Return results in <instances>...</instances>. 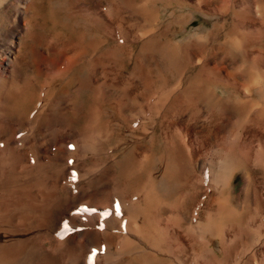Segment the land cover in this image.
<instances>
[{
	"label": "rangeland",
	"instance_id": "obj_1",
	"mask_svg": "<svg viewBox=\"0 0 264 264\" xmlns=\"http://www.w3.org/2000/svg\"><path fill=\"white\" fill-rule=\"evenodd\" d=\"M24 1L0 0V39L18 25L17 11ZM28 1L32 16L28 29L35 33L23 49L49 46V55H56L63 70L57 79L47 81L36 67L29 65L20 69L13 82V91L18 89L19 95L14 97L16 107L25 108V115L32 119L21 128L28 141L21 147L25 158H18V163L22 161L19 165L40 162L37 141L49 135L41 122L53 108L54 115L62 118L65 125L79 127L80 139L96 134V143L99 137L95 148L79 151L65 164L68 170L60 186L70 190L73 199L82 194L76 209L88 202L100 177L107 183L117 177L121 183L127 179L133 186L151 176L157 182L154 190L160 200L159 214L166 218L175 208L176 228L192 230L194 216L204 223L214 212L215 201L220 198L211 190L214 182L207 177L209 170L213 172L228 153L225 156L231 158V165H237L232 167L238 171L221 200L229 197L233 210L228 215L212 213L214 225L222 231L226 217L232 216L239 221L243 218L241 223H246V217L259 207L260 198L264 199L260 171L254 169L249 174V164L243 160L244 154L245 158L264 154V0H93V6L87 4L88 0ZM36 14L39 27L33 30L31 24H38L34 21ZM141 56L149 58L140 61ZM140 69L146 78L150 77V85L138 80L136 72ZM90 76L93 82H88ZM23 88L26 94H22ZM74 102L76 119L70 108ZM173 102L174 112L169 116L167 109ZM18 109L11 110L16 112L14 118ZM35 113L42 114L41 120L34 117ZM16 132L17 129L15 137L23 135ZM184 141L193 152H188L190 157L182 149ZM44 148L46 152L47 147ZM235 153L239 158L232 157ZM185 155L188 159L194 156L188 161ZM48 163L45 167L50 171L58 166ZM91 168L95 170L93 175L80 181L79 173ZM168 168L177 174L174 184L170 179H161ZM197 169L202 170L201 174ZM124 171H132L138 177L133 175L131 180ZM23 176L24 180L32 178L27 173ZM42 176L43 171L33 174L36 179ZM203 178H207L205 182ZM4 187L0 181V190ZM203 190L207 193L203 194ZM59 194L65 202L67 194ZM91 205L99 203L92 201ZM66 223L70 221H62ZM243 226L242 230L238 227L241 233L246 231ZM212 247L220 251L218 240L213 241Z\"/></svg>",
	"mask_w": 264,
	"mask_h": 264
},
{
	"label": "bare ground",
	"instance_id": "obj_2",
	"mask_svg": "<svg viewBox=\"0 0 264 264\" xmlns=\"http://www.w3.org/2000/svg\"><path fill=\"white\" fill-rule=\"evenodd\" d=\"M87 4L93 6V0H88ZM17 12L20 13L18 25L10 31L8 30L4 35V39H0V181L5 186L0 190V264H264V199L260 198L259 207L253 210L252 214L249 215L250 217H246V223H241L243 218H240L241 221H239L235 216H232L226 217V228L222 229V231L216 229L214 225L215 217L212 213L228 215L229 211L231 213V210H233L229 206V197L221 200V197L225 196L224 194H227L230 190L232 179L238 171V168H233L236 165L235 163L231 165L229 161L231 158L228 157V159L225 156L228 153L223 155L220 163L217 162V164L221 165H219L221 170L219 169L218 171V165L213 170V172L218 171V174L213 175L214 173L211 172V169L207 177L209 182H214L210 184L211 190L214 189L218 198H220L215 201L214 212H211L210 215L208 214L209 216L206 217L204 223L197 219L198 216H194V228L192 229V226H190L192 230L188 228L185 231L177 229L176 220L178 218L176 219L177 215L175 216V208L174 211H171V215L166 218L159 214L160 200L154 190V185L157 182L151 176L147 180L143 179V181L137 182V185L135 180L134 183L132 182V185L135 184L133 186L130 185L131 181L127 182V179L126 182L121 183L118 181L121 178L117 177L118 180H116L114 177L116 181L107 183L104 178L100 177V180L95 184V190H92L91 195L88 196L95 203L98 202L99 205L94 207L89 199L88 202L82 203V206L76 209L75 204L82 194H79L77 199H73L70 190L60 186L66 170H68L65 164H67L71 156L76 155L79 151L95 148L99 137L97 136L98 140L97 142L95 141L96 143H94L96 139L93 138L96 134L80 139L79 127L65 125L62 118L58 119V116L54 115L53 108L43 118V112L42 114L35 113L36 115H33L37 119H43L42 122L40 121L41 127L49 134L46 137L38 138L37 141L39 143H37L36 153L38 156L41 154L40 162L37 163L35 159L36 161L33 164L29 163L27 166L19 165L22 161L18 163V158L20 160L25 158V154L21 152V147L24 141L27 140L26 133L25 131L23 133L21 128L27 122L30 123L32 119L27 118L25 115V108L19 106L18 109L16 107L14 97L19 95L17 94L18 89L15 92L17 95L13 91V82L22 67L33 65L37 68V73H39V70L47 81H51L61 74L63 66L59 59L55 57L56 55L54 57L49 55V46L42 45L41 48L36 49L28 46V48L23 49L27 45L26 41L33 38L34 32L28 29V25L32 22L29 1L25 0L22 2L21 8ZM6 13L4 14L5 16ZM34 17V21L38 23L37 14ZM31 25L33 30L39 27V23L34 26L33 23ZM48 44L51 45L50 43ZM80 45L85 46L84 44ZM80 48L82 49V46ZM74 49L78 50V47ZM146 57L148 56H141L139 59L142 61ZM141 70L136 72L138 80L145 83V86L150 85V77L146 78V75ZM91 77L89 81L87 80L88 82H93ZM56 79L55 81H57ZM85 83L83 86H85ZM89 85L91 84L86 87L89 88ZM22 90V94L23 92L25 93L24 88ZM49 91L47 92L49 93ZM18 98L21 99L22 97ZM75 104L74 102L73 106L70 107L71 111L74 109L72 116L74 119L78 117ZM8 109L10 110L9 112ZM15 109L16 112L18 109L19 114L14 118L13 115L16 112L12 113L11 110ZM173 109L174 102L167 109L169 116L174 112ZM96 119L97 117L94 118L95 121ZM94 128L95 126L93 127V132ZM15 129L18 130L16 133L23 135L15 137ZM28 130L26 129L27 132ZM82 131L84 132V130ZM88 131L85 132L87 133ZM28 138L30 140L29 136ZM67 139L71 140L66 141ZM187 144L185 141L181 143L182 149L190 157L193 152H191L192 150ZM44 147H47L46 152H43L46 149ZM189 151L191 153L188 155ZM85 152L89 151L85 150ZM249 152L246 154H252V151ZM240 154L242 155V153ZM230 155L233 154L231 153ZM236 155L239 154L235 153L232 157ZM244 155L243 160L249 164V170L247 169L249 174H253L254 169H258L264 183V154L262 155L261 153L251 157L247 155L248 157L246 158V155ZM187 156L185 158L189 161L194 155L191 156V159H188ZM217 156L219 155L217 154ZM217 158L216 161H218ZM194 159L193 161L196 160ZM47 161L58 165L54 171H50V168L45 167ZM239 161L238 159L236 162ZM192 162L190 161L189 163L192 164ZM247 164H244V166ZM203 166L200 165V167ZM96 167L94 166V168ZM222 167L224 170H222ZM137 169L139 171L141 168ZM202 170L198 171L197 169L198 172H202ZM39 171H43L44 177L42 176L41 179L33 178L34 172ZM94 171L91 168V170L87 169L84 174L79 173L80 181L85 180L89 175H93ZM220 171L223 172L220 173ZM24 173H27L32 178L24 180ZM124 173H127L125 175H129L127 178L130 177V179L134 175L132 171H124ZM200 174L199 176L201 177ZM135 175L138 177L136 173ZM213 176L214 179L212 180ZM187 177L185 180H187ZM207 178H203L204 182ZM161 179L162 181L170 179L174 184V180H177V174L175 175L168 168ZM198 191L200 190L198 189ZM204 191L203 194L207 193ZM60 192L67 194L65 202L64 198L59 194ZM109 206L110 208H107ZM170 209H173V207H170ZM63 220L70 221V223L62 224ZM241 225H244L243 227L246 229L244 233H241L243 232L241 231ZM239 226L241 230L238 228ZM238 229L240 231H237ZM214 240L219 242V252L212 247Z\"/></svg>",
	"mask_w": 264,
	"mask_h": 264
}]
</instances>
